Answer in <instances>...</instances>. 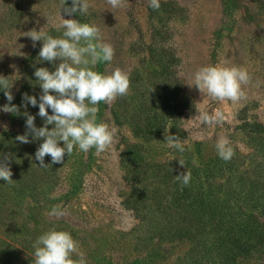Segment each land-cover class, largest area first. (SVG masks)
Here are the masks:
<instances>
[{
	"label": "rangeland",
	"instance_id": "rangeland-1",
	"mask_svg": "<svg viewBox=\"0 0 264 264\" xmlns=\"http://www.w3.org/2000/svg\"><path fill=\"white\" fill-rule=\"evenodd\" d=\"M161 1H171L181 9L177 18L165 20L169 52L178 58L171 63L170 79L152 85L163 76L152 78L157 66L147 58V47L155 40L148 19V0H120L117 7H112L109 0H85L87 12L71 16L64 8H70L72 0H0V80L6 79L9 87L0 89V106L10 103L18 109L0 111V162L5 163V153L11 150H6L4 144L17 136L26 121V110L20 101L26 93L25 83H29V62L32 57L34 61L39 59L42 46V41L33 46L27 36L29 31L40 30L59 37L62 32L56 28L62 18L95 25L102 41L114 50L113 60L104 62L102 73L119 69L129 78L127 95L96 105L97 122L113 131L112 143L105 151L96 152L93 148L82 152L74 148L70 156L66 154L56 180L52 177L47 181L44 177L47 183H42L32 179L26 191L14 186L13 181L0 180V264H34V241L53 228L71 233L77 241V252L72 258L77 260L83 254L86 264L119 263L137 256L142 264H183L177 258L184 250L182 245L163 243L152 256H145V250L139 251L144 241L139 244L127 233L137 218L123 203L130 181L119 163V153L125 140L136 138L131 122L128 126L115 123L110 113L113 104L120 114L127 108L129 118L139 117L142 109L146 114L149 108H155V112L167 110L166 131L147 144L149 156L157 161L187 154L194 159L197 149L204 157L218 156L215 145L223 138L229 140L233 151L236 148L244 155L258 152L242 134L240 123L246 118L264 124V0ZM209 65L245 69L249 80L242 85L243 98L238 102L217 101L200 92L193 74ZM157 85L155 93L152 86ZM5 92L13 96L11 102ZM202 110L210 114L221 111L223 123L202 124L196 117L197 111ZM168 135L178 138L184 146L183 153L169 146L165 139ZM199 141L202 143L197 146L195 142ZM260 141L263 150L264 140ZM53 208L66 214L49 215ZM240 264H264V253Z\"/></svg>",
	"mask_w": 264,
	"mask_h": 264
},
{
	"label": "trees",
	"instance_id": "trees-1",
	"mask_svg": "<svg viewBox=\"0 0 264 264\" xmlns=\"http://www.w3.org/2000/svg\"><path fill=\"white\" fill-rule=\"evenodd\" d=\"M179 10L180 7L171 1L160 0L157 10L148 6V19L155 40L147 47V58L157 66L152 71V78L163 76L161 82L157 80L152 85L163 84L173 75L171 63L178 57L169 52L171 47L167 43L165 20L177 18ZM163 13H167V17ZM32 59L28 65L29 83H25L24 91L39 100L41 89L33 73L40 67L53 71L54 66L47 61ZM103 64L98 63L95 71L102 73ZM152 89L157 93L158 85ZM123 102L126 105L125 99ZM20 103L23 110L35 116L36 127L44 125V119L36 115L38 107H32L24 99ZM113 106L110 113L115 123L127 125L131 122L132 135L136 138V141L125 140L119 163L130 181V190L123 203L137 218L136 225L127 233L139 244L144 241L140 252L145 250V256H152L163 243L180 244L184 250L177 258L183 264H240L255 254L264 253V159L260 158L264 156L260 141L264 140L263 123L246 118L240 123L241 132L253 150L258 149L255 154L244 155L235 148L232 158L224 161L218 156L204 157L197 149L198 155L194 159L187 154L162 162L149 156L147 144L166 131L167 110L155 112V108H149L146 114L142 109L139 117L129 118L127 108L120 114ZM26 130L24 124L17 136ZM16 137L5 143L9 146L4 144L6 150L11 149L6 151L4 159L7 157L5 163L12 172L14 186L19 185L21 191H26L32 179L42 183H47L43 181L44 177L47 181L53 180L52 177L56 180L58 170L65 165L66 154L59 164H52L50 156L46 155V166H40L35 160V152L42 138L33 139L29 134L31 142L21 143ZM195 143L198 146L202 142ZM60 144L63 146V142ZM179 160L184 162L183 166ZM185 172L191 176L187 186L176 178ZM112 264H142V260L137 256L131 261Z\"/></svg>",
	"mask_w": 264,
	"mask_h": 264
},
{
	"label": "clouds",
	"instance_id": "clouds-1",
	"mask_svg": "<svg viewBox=\"0 0 264 264\" xmlns=\"http://www.w3.org/2000/svg\"><path fill=\"white\" fill-rule=\"evenodd\" d=\"M112 7L119 6L120 0H109ZM153 10L160 7V0H148ZM85 0H72V6L64 11L71 16L74 13H86ZM62 34L53 37L44 31H29L27 36L35 42L42 41L38 56L40 61L53 64L54 70L46 67L37 68L33 75L39 83L41 95L24 94L23 99L32 107H38L36 115L44 119V125L36 127L35 116H26V132L16 139L21 143H30L29 134L33 139H41L35 152V160L40 166H46L45 156L51 158L52 164H59L65 154L71 155L74 148L78 151H105L112 143L113 131L104 123L97 122L98 105L100 102L109 104L118 96H125L129 89V78L126 73L116 69L110 74L93 70L98 63L111 62L114 50L102 41L100 29L75 19H64L56 28ZM58 62V63H57ZM195 87L209 98L217 101L229 100L238 102L243 98L242 85L248 83L249 75L245 69L238 67L203 66L193 74ZM0 89H9L6 79L0 80ZM9 102L13 96L5 92ZM49 109L51 114H49ZM0 111L17 112L15 105L0 106ZM196 117L204 125H219L224 121V114L217 110L210 114L206 110L197 111ZM48 125H53L49 128ZM169 146L178 152L185 151L178 138L165 137ZM60 142H63L61 146ZM216 152L219 158L228 161L234 151L227 138L217 141ZM7 159V157H5ZM181 166L184 165L179 160ZM12 172L6 163L0 162V180L12 181ZM182 185L190 182V173L176 176ZM65 211L53 208L49 215L63 216ZM34 264H86L83 254L74 260L72 254L77 252V241L71 233L55 228L39 235L33 243Z\"/></svg>",
	"mask_w": 264,
	"mask_h": 264
}]
</instances>
